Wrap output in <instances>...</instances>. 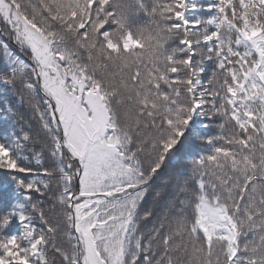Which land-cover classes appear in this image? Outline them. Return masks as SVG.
Here are the masks:
<instances>
[{"label":"snow or ice","instance_id":"6c2138e0","mask_svg":"<svg viewBox=\"0 0 264 264\" xmlns=\"http://www.w3.org/2000/svg\"><path fill=\"white\" fill-rule=\"evenodd\" d=\"M0 264H264V0H0Z\"/></svg>","mask_w":264,"mask_h":264}]
</instances>
